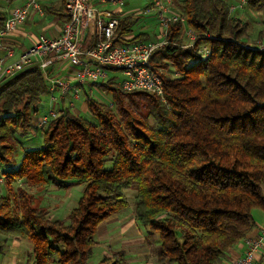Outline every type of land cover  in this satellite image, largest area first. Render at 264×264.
<instances>
[{
	"label": "trees",
	"instance_id": "16d2710c",
	"mask_svg": "<svg viewBox=\"0 0 264 264\" xmlns=\"http://www.w3.org/2000/svg\"><path fill=\"white\" fill-rule=\"evenodd\" d=\"M173 8L196 41L183 48L181 24L171 25L167 45L152 58L159 72H172L160 73L166 102L144 91L124 92L110 80L98 87L111 94L113 108L86 93L95 121L62 107L40 130L35 120L48 92L42 70L30 67L3 85L0 163L7 190L0 236L30 242L34 264H88L99 226L129 207V190L136 192L137 222L159 236L157 264H223L257 227L253 211L264 212V51L257 41L248 43L250 25L223 0H174ZM5 19L0 12V30ZM134 24L131 17L120 19L115 43L150 39L132 36ZM203 48L206 58L199 55ZM35 130L42 145L25 150L13 169L20 137ZM10 180L41 191L82 185L71 224L49 219L33 195L14 193ZM100 264L127 261L115 253ZM256 264H264V254Z\"/></svg>",
	"mask_w": 264,
	"mask_h": 264
},
{
	"label": "built area",
	"instance_id": "2783aa9c",
	"mask_svg": "<svg viewBox=\"0 0 264 264\" xmlns=\"http://www.w3.org/2000/svg\"><path fill=\"white\" fill-rule=\"evenodd\" d=\"M129 1L66 0V23L62 34L58 38L39 36L32 47L16 58H13V47H7L5 41L33 12L44 17L46 11L41 0H26L21 5L13 6L0 30V49L6 50V56L0 58V91L7 81L26 69H41L48 82L46 95L49 109L37 119L36 126L40 130L59 117L61 104L64 103L65 108L72 111L79 102L85 100L86 103V93L91 96L94 93L92 89H88L89 85L98 87V83L117 81L115 77L109 76V71L122 75V80L117 82L124 92L144 91L155 94L162 102H166L163 80L158 69L154 67L152 58L158 49L167 45L165 39L171 25L181 24L183 36L188 41L183 48L194 46L196 34L187 26L184 16L173 12V0H152L149 6L143 11L140 10L139 16L144 18L154 15L161 28L159 39L155 42L117 44L115 37L120 27V19ZM91 31L94 43L89 45L87 37ZM259 49L264 51V44H259ZM208 53L207 48L199 50V55L203 58ZM6 59L12 61L7 62ZM57 63L68 66L69 77L61 78L51 72ZM113 106L112 103L109 107ZM2 180L0 172V182ZM263 246L264 229L257 239L248 241L246 252L235 264H256V255Z\"/></svg>",
	"mask_w": 264,
	"mask_h": 264
},
{
	"label": "rangeland",
	"instance_id": "374dc122",
	"mask_svg": "<svg viewBox=\"0 0 264 264\" xmlns=\"http://www.w3.org/2000/svg\"><path fill=\"white\" fill-rule=\"evenodd\" d=\"M243 1H245L244 4H243ZM248 1L249 0H227V2L231 4L229 5L230 13L234 15L236 18L240 19L241 21L248 22L251 27V32L248 38L246 39L247 41L249 40L248 43H253L257 41V45L259 47V44H264V38L263 40L259 39L260 32H262V34L264 35V0H253V1H257V3L259 4V7L257 8L255 7V9L250 7V5L248 4ZM150 2L151 0H130L127 3V6L123 10L124 12L128 11L127 15H132L131 19L134 20L135 22H138L136 27L133 29V34H136V33L138 34L139 31L144 30L143 32H146L145 34L150 35V40L155 41L156 39H159L160 37L161 28L157 20L155 19L154 15L150 17H144V18H141L142 16H139L140 10L143 11L147 6H149ZM178 2H180V0H178ZM173 3H174V0H173ZM257 3H255L254 5H257ZM42 6H43L44 11H46L45 8L47 7L52 6V7L58 8L60 6V3H54V2L47 3V4L43 3ZM177 6L179 5L177 4ZM171 9L175 11V9L173 8V4H172ZM0 12L5 13V10H2L0 8ZM132 12H135V13H132ZM47 16L48 15L46 14L45 17L47 18ZM141 20H144V21L140 23ZM41 35L47 36L44 33ZM187 42L188 41L186 37H184V43H187ZM160 73L161 74L164 73L165 75L169 76L172 72L171 71L164 72L160 70ZM109 76L115 77L118 82L122 80V75L118 72L109 71ZM88 87H87L88 89L93 90L94 93L92 96L98 103L104 106H110L113 103L112 96L109 92H105L99 87L94 86L93 84L89 85ZM84 101L85 100L79 102L77 104V107H75V109L72 110V113L76 115L84 116L88 118L89 120L91 119L92 121H95L93 117L89 113L86 112V110L84 111L82 110L84 103H85ZM61 106L66 107L64 103L63 105L61 104ZM48 109H49V99L47 96H44L42 99V103L40 105V116L46 114ZM112 112H114V110ZM35 125H37V120H35ZM41 137H42L41 133L40 132L38 133V130H35L33 133L27 135L26 137H20V141H22L23 144L21 148L19 145L16 147L17 151L13 155V160L15 163V168L13 169L18 168L25 150L38 148L42 145ZM4 168H6V166L0 163V172L3 173L2 174L3 180L2 182H0V203H1V197L3 196V194L6 193V190H7V175L4 173ZM10 183H11L10 186L13 189L14 193L17 194L18 189H22V190H25L27 193L33 195L34 198H36L37 200V205L41 206L44 210H46V212L48 213L49 219H51L52 221L55 219L60 220V222L64 225V227L69 226L71 224L70 213L72 212L74 208H76L84 192V187L82 185H77V184H71L67 190H58L55 188H51L47 191H41V190L32 188L24 180H20V181L10 180ZM263 191H264V186H263ZM135 196H136V192L134 190H129L126 192V198H127L129 207L125 212H123L120 215L124 217L128 216V218L124 219V223L134 221L135 219V215H134ZM253 217L257 224V228L258 226H262V227L264 226V212L262 210L255 209L253 211ZM132 226H131L132 230L128 234V241L130 239L138 240L139 238H142V237L145 239L142 244L136 243V240H135L134 243H132L131 246L128 247L131 253L134 252L135 254H137V252H141L139 260L133 259L134 257H136L135 255H133L131 258L128 259L129 260L128 264H157V260H158L159 253H160V241L158 240L159 239L158 234L150 231L145 226L138 225V223L135 221L132 223ZM136 226L140 230H137ZM103 227H107L109 229L110 227H115V225L114 223L105 222L99 226V233L97 232V234L94 237L96 246L93 250L92 257L89 259L88 264H100L104 256H106L107 254H110L111 251L114 252L115 251L114 249L117 248L116 247L117 243H116L115 238H109V237L100 238V230ZM115 229H116V233H119L122 231L121 227H116ZM123 234L124 233L119 234V236L121 235V237L120 238L117 237V241L122 240L121 238ZM5 238L6 237L0 236V253L3 251L4 253L7 252L5 254L7 258L15 256L14 259L12 258L8 260V263L6 264H34L32 246L31 247L29 246L31 245L30 243L27 244L28 242L22 241L23 245L21 247L17 248L16 246L17 243H15L16 248H11L12 241L14 239L13 238L5 239ZM125 240L126 239H123V241ZM124 246L125 245H123L122 247ZM0 258L3 259V257H0ZM2 259H0V264L5 263L4 262L5 260L2 262ZM13 260H17V261H13Z\"/></svg>",
	"mask_w": 264,
	"mask_h": 264
},
{
	"label": "crops",
	"instance_id": "0c3cea01",
	"mask_svg": "<svg viewBox=\"0 0 264 264\" xmlns=\"http://www.w3.org/2000/svg\"><path fill=\"white\" fill-rule=\"evenodd\" d=\"M65 1L66 0H41V4H43V3L47 4V3H51V2L53 3L54 2V3H60V6L58 8L52 7V6L45 8L46 14L48 15L47 18L45 16L44 17H40L37 13L33 12L31 14V17L22 26H20L11 36L8 37V39L5 42H6V46L7 47H9V46L13 47V49H14L13 50L14 51V57L13 58H16L21 52H23V51L29 49L30 47H32L37 42L38 37L41 34H43V33L45 35H47L48 37H52V38H58L62 34V30H63V27H64V25L66 23V19H65L64 15L63 16L59 15L60 13L58 12V10H62L60 12L64 13L63 10H64V2ZM223 1L225 3H227L228 6L231 5V4H229V2H227V0H223ZM249 1H248V4H249ZM25 2H26V0H19V1L15 2L14 4H7L5 2H0V8L2 10H5L4 14L6 15V18H7V16L9 15V13L11 11V9L13 8V6L21 5V4L25 3ZM244 3H245V1H243V4ZM249 5H250L251 8H254V9H255V7L256 8L259 7V4L254 5V6L251 5V4H249ZM241 8H242V6H241ZM48 10L49 11L55 10L56 12L55 13H49ZM127 12L123 13V15H122L123 17L122 18H127V17H131L132 16V15H127ZM142 21H144V20H141L140 23H142ZM243 22H246V21H243ZM246 23H248V22H246ZM137 24H138V22H135L132 30L136 27ZM143 31L144 30L139 31L138 34H145L146 32H143ZM136 34H133V32H132V36H136ZM260 34H262V32H260L259 35ZM263 38H264V35L262 36V40H263ZM87 42H88L89 45L94 43V39L92 38V31L89 33V35L87 37ZM147 42H154V41H151L149 39ZM5 56H6V50L5 49H0V58H4ZM6 61L8 62L9 59H6ZM11 61L12 60H10L9 62H11ZM61 67H62V70L60 69ZM69 70H68V66L67 65H63V63H57V66L53 68V73H56V75L58 77L64 78V77H67V76L69 77V75H70V73H69L70 71ZM40 105H39V114L37 115V118L40 116ZM82 110L83 111L86 110V112L89 113L88 109H87V103H84V106H83ZM33 132L34 131H32V133ZM41 139H42V142H43V137H41ZM125 211H123V212H125ZM123 212H121V213L113 216L111 219L105 221V222H109V223H114L115 227H110L109 229L107 227H103L100 230V238H106V237L115 238L116 243H117V246H116L117 248L114 249L115 251L114 252L111 251L110 254H107L106 256H104V258H107V257L109 258L115 253H123L125 258H126L127 264H128L129 263L128 259L131 258L133 255L136 256L133 259L139 260L141 252H137V254H135L134 252L131 253L130 250L128 249V247L131 246V244L134 243V241L136 240V239H134V240L130 239L128 241V234L132 230V228H131L132 223L134 221L137 222V220H136V216H135L134 221L124 223V219L128 218V216H125V217L124 216H120ZM134 215H135V212H134ZM118 216H120V217H118ZM105 222H103V223H105ZM138 225H140V224L138 223ZM116 227H121L122 231L119 232V233H116V229H115ZM263 229H264V226L263 227L262 226H258V228L256 227L253 230V232L243 242H241L235 248H233L231 251H229V253H228L227 257H226V260H225V262L223 264H235L239 259H241L243 257V255H244V253L247 250L248 241L250 239H257L261 235ZM137 230H140V229L137 227ZM98 233H99V228H98ZM120 233L121 234L124 233L122 238H121L122 240L121 241H117V237L118 238L121 237V235L119 236ZM123 239H126V240L123 241ZM144 239L145 238H143V237L139 238L138 240H136V243L142 244L144 242ZM22 241L23 242H28V241H25V240L14 239L12 241L11 248H16V246H17V248L21 247L23 245ZM119 242H120V244H119ZM15 243H17L16 246H15ZM29 243L30 242H28L27 244H29ZM123 245H125V246L122 247ZM29 246L31 247L32 244L29 245ZM263 251H264L263 248H261L260 251L257 253V255H256L257 263H259L261 261V259L263 257V254H264ZM6 253H4V251L0 253V257H3V259L0 258V259H2V262L5 260L4 264L8 263V260H10L12 258L14 259V257H15L14 256V257H8L7 258L6 255H5ZM13 261H17V260H13ZM131 263H132V261H131Z\"/></svg>",
	"mask_w": 264,
	"mask_h": 264
}]
</instances>
